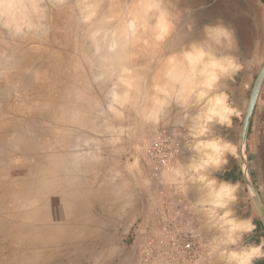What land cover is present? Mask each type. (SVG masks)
I'll return each mask as SVG.
<instances>
[{"label": "crops", "instance_id": "1", "mask_svg": "<svg viewBox=\"0 0 264 264\" xmlns=\"http://www.w3.org/2000/svg\"><path fill=\"white\" fill-rule=\"evenodd\" d=\"M154 2L157 0H69L66 10L69 17L74 13L77 15V30L67 40L63 39V36L60 37L62 33H49L43 37L30 33L17 41L12 40L13 45L10 41L1 39L5 44L1 47L0 54V185L7 177L12 185L19 188L25 182L28 185L31 183L40 186L49 176L56 177L55 174L60 177L78 176L80 186L92 187V194L81 196V200L90 201L93 209L97 211L93 227L96 229L94 233L99 235L103 233L100 230V219L103 218L99 215L101 203L108 204V209L111 208L112 211L108 213L109 232L114 229H117L118 233L119 230L126 232L131 229L133 220L139 217L141 221L135 228L138 237L149 235L148 226L159 217H164L167 212L165 208L168 206V213L176 217L180 215L182 219L187 218L202 231L200 221H207L208 225L211 223L198 204L201 198L199 187L194 192V206L188 205V211L182 208L185 204L182 194L164 187L160 192L161 202H156L155 205H151L146 196L132 202L126 191H120L123 187L125 189L122 180L112 178L111 171L117 165L116 160L100 156L129 152L125 145H110V129L121 132L131 128L129 114L119 117L111 113L110 108L121 105V100L110 98V93L120 90L118 95L128 98L126 96L132 89V82L136 83L142 79L141 76L148 69L146 64L153 60L155 67L152 74L156 76L159 86L157 76L161 78L164 74V59L168 55L171 58L177 57L174 55V49L170 50L171 44L183 43L180 49L185 48V44L188 48L193 42L203 39L205 25L223 22L235 31L238 44L233 47L231 54L237 58L240 69L222 78L217 86L218 91L228 94L234 112L230 127L218 125L219 131H213V135L228 141L230 147L222 157L225 161L223 166L219 170L213 167L215 172L210 176L231 183L236 188L237 203H250L248 209H251V213L240 215L239 218L255 227L254 231L244 236L242 246L259 244L264 241V225L259 217L263 208L259 198L252 194L249 186L243 182V162L237 157L241 123L255 80L264 64V1L159 0L171 14L173 31L164 41L143 33L139 43L155 41L161 45L163 51L154 57L149 51L147 56L145 53L137 54L139 64L143 65L132 67L130 56L110 65L105 61L102 52L100 53V48H96V41L89 37L91 29L98 26H128L132 20L141 30L151 27L155 23V13H149L147 5ZM84 9L86 13L92 12L88 21H85ZM179 33L182 34L181 39ZM67 43H70V46H66ZM165 49L169 53L165 52ZM133 75L136 77L133 78ZM123 105L126 113L125 109L129 106L126 103ZM254 123L257 138L264 136V82L252 117V129ZM75 154L94 156L91 159V178L80 177L79 161L76 158L73 161L71 157ZM229 155L234 157L231 162ZM74 166L78 167L76 171ZM38 199L35 194L20 196L12 193L10 198H4L3 194H0V251L6 248L11 251L15 247L20 250L18 244L21 235H29L28 230L34 229L30 231L33 236L31 240L29 237L27 242L22 239V251L25 252L23 259L3 264H51V254L48 251L50 221L47 225L42 224L41 219L40 223L36 221L37 216L41 214L40 210L43 209L42 205L38 204ZM164 199L169 201L168 206H164ZM22 201L24 204L29 203L30 207L24 209L19 206ZM9 202L10 207L7 205ZM110 204L113 207H110ZM4 205H7L6 209ZM4 218L8 219L7 223ZM60 218V221H64L63 226H60L63 228L67 217L61 215ZM27 219L31 221L26 222ZM201 233L207 243L204 232ZM215 234L210 236L214 237ZM10 235H16L18 243L7 245L6 241ZM18 254L20 256V253ZM255 264H264V258L256 260Z\"/></svg>", "mask_w": 264, "mask_h": 264}, {"label": "rangeland", "instance_id": "2", "mask_svg": "<svg viewBox=\"0 0 264 264\" xmlns=\"http://www.w3.org/2000/svg\"><path fill=\"white\" fill-rule=\"evenodd\" d=\"M5 1V3H3L4 0H1L2 3L0 2L2 4L0 7H3L2 9L6 8L7 3L10 2L26 6L27 8H24L26 19L19 31H17L14 27H6V18L3 15L6 10L3 12L0 8L3 13L1 14L0 11V54L1 47L5 44L1 39L7 40L8 42L10 41L11 43L12 40L17 41L19 38L26 37L30 33L33 35L36 34L38 37L46 36L49 33L52 35H59V33H62L60 37L63 36V39L67 40L77 30V15L74 13L69 17L66 10V4L69 0ZM83 14L85 21L90 20L92 17V12L89 11L86 13L85 9ZM133 14L137 13L133 12ZM121 26H117L114 29L107 28L106 26H98L92 28L89 34L91 40L96 41V48H100V53L103 52L102 55L104 56L105 61H108L110 65H115L120 58L115 59L112 58L110 54H107L108 50H111L107 43L112 38L111 36L113 35V32L118 28L120 29ZM132 27L131 32L133 29L134 32L131 34L134 36V39L127 42L128 46L126 45L125 47V53L128 57H132L133 63L131 65L134 67L136 65H143L139 64L137 54L139 55L140 53H145L147 56V51H149L151 52L149 54L154 57L160 51L162 52L163 49L161 50V45L155 41L153 43L147 42V44L139 43L140 35L143 33L149 37L155 36L153 25L151 27H144L142 28L143 30H141L138 25H134ZM181 35L182 34L179 33L180 39L182 38ZM66 46H70V43H67ZM182 46L183 43L179 44L174 42L171 44L170 50L172 51V49H174L176 53L174 55L178 57H173V60V58L168 55L164 59L162 67L164 74L161 78L157 76L159 86H157L156 76L152 74L155 67L153 60L152 62L149 61L148 64H146L148 69L147 72L141 76L142 79L138 78L140 77L138 76L137 78L140 80L136 83H134L135 81L132 82V89L129 91L130 93L127 96L128 98H125L124 95L119 96L118 94L120 93V90H115L110 93V98L117 99L119 96L118 99L121 100V102H119L121 105H116L115 107L112 106L110 108L111 113L119 115V117H124L128 114L131 116V128L129 131L126 130L118 132L117 130L115 132L114 129H110V145H125L129 148V152L115 156L101 155L100 158H114L116 160L115 162L117 165L112 168L111 171L112 178L122 180L121 183L125 184V189L123 187L120 191H126L127 197L131 199L132 202L139 197L144 198L146 196L148 197L150 204L155 205L156 202H161L162 196L160 192L164 187V189L168 190L174 189L176 193L180 192L185 198V204L182 205V208L188 211V205H191L192 207L194 206L192 200L194 199L193 196L195 189L199 186L193 182L181 186L168 182L164 178L166 170L176 168L181 164L187 163L192 155V153L187 149V122L184 120L185 110L172 100L165 107L166 109L164 108V110L159 114L158 119L154 121L145 119L149 112L156 110V101L158 99H165L158 89H167L168 91L171 90L170 92L173 96L179 90V85L174 81H171L168 77V72L177 65L182 66L184 60L181 53L187 48V44H185V48L180 49ZM113 47L117 48L118 44H115ZM177 50H179L180 53L176 52ZM166 51L167 49H165V52ZM167 53L169 52L167 51ZM120 65H122V63H120ZM132 77L134 78L136 76L133 75ZM115 87L117 88V86ZM122 99L126 100L124 101ZM124 103L129 106L125 109L126 113L124 112ZM191 111L194 113L196 109L193 108ZM242 124L243 123H241V127ZM217 127L218 125H213L214 132L219 131ZM240 142L241 137L239 138V157L237 158H240L241 162H243V158L246 160L245 170L243 169L242 172L243 182L249 186L252 194H254V192L250 184H253L259 193L257 197L259 198L261 208H263V211L261 209L259 212V217L264 225V169L260 164L261 152L264 149V136H259V138H257L254 123L253 129L250 125L246 146L242 148ZM158 150H160L163 154H167L166 162L164 164L160 161V157L157 154ZM251 151H253V153H250ZM250 154L252 156H250ZM71 157H73V161L75 158L78 159L77 161H79L78 163L80 164V167L84 168V170H81V168L78 169L80 177L85 176V178H91V159L94 156L87 154L77 156L75 154ZM237 158H235V160ZM233 159L234 157L229 155V162ZM77 168L78 167L74 166L75 171ZM214 172L213 168L208 169L209 176ZM105 173L107 174V171ZM55 176L56 177L49 176L48 180L44 181L45 183L42 182L40 186H34L31 185V183L28 185V183L25 182V184L23 183V185L18 188L17 186L12 185L9 177H7V179H5L0 185V194L2 193L4 198H10L12 193H17L20 196H28L31 194L38 196L39 199L37 202L42 205L41 207H43V209L40 210L41 214L40 216H37L36 221H39L40 223L41 219V223H45V225H47L50 221L51 235L48 242L50 244L48 251H50L51 254V264L156 263L155 255L143 249V242L148 241L151 234H153L152 231H154L157 224L156 220L148 226L147 229H149L150 233L146 236L138 237L139 234L135 230V228L138 227V223L141 221L139 217L133 220L131 229L128 231L122 232L119 230L118 233L117 229H114L109 232L107 227L109 222L108 213H112V211L111 208L108 209V204L101 203V211L99 215L101 217L103 216V218L100 219V230L103 233L100 235L95 234L94 231L96 229L93 227V224L96 223L95 216L97 211L93 209L90 201L83 202L81 200V196H90L92 194V187H90V185L80 186L78 176L74 177L68 175L67 177H60L57 174H55ZM88 182H90V180ZM164 201V206H168L169 201L167 199H164ZM187 201H190L189 204ZM10 204V202L7 204L8 207H10ZM7 205H4L5 209ZM19 206L26 209L27 207H30V204H24L22 201ZM250 206L251 205L248 201H241V203L235 202L232 205L234 215L239 218L240 215H245L246 213L250 214L251 209H248ZM110 207H113L112 204H110ZM168 211H170L169 208ZM61 215H65V217H67V221L65 222V226L63 228L60 227L63 226L64 223V221H60ZM7 220V218H4L5 223H7ZM28 220L31 221L30 219H27L26 222H28ZM200 224L201 230L204 232V236L207 238V243L209 245L210 241L213 239L210 234L213 235L216 233V230L211 224L208 225L207 221H200ZM31 230L34 229L28 230L29 232L25 230L26 233H29V235H21V239H19L18 244L20 250H17V247H15L11 249V251L7 250V248L0 251V264L10 261L15 262L18 261L19 258L20 260L23 259L22 255L25 252L22 251V239L27 242L29 237L31 240L33 237L30 235ZM242 241L240 246H242ZM6 242L7 245L10 246L11 244H15V242L18 243L16 235H10ZM18 253H20V256ZM201 264H220V261L217 257L210 256L207 249L202 258Z\"/></svg>", "mask_w": 264, "mask_h": 264}, {"label": "clouds", "instance_id": "3", "mask_svg": "<svg viewBox=\"0 0 264 264\" xmlns=\"http://www.w3.org/2000/svg\"><path fill=\"white\" fill-rule=\"evenodd\" d=\"M24 8L22 4L7 5L5 26L19 31L26 19ZM147 9L155 13V38L166 40L174 28L169 10L159 0L148 4ZM203 32L202 40L193 42L181 53L188 71L172 69L168 72L179 90L173 96L167 89H158L165 99H158L156 110L149 112L145 119H158L172 100L185 110L187 149L192 155L187 163L166 170L164 178L181 186L190 182L199 186L198 204L216 230L208 245L210 256L217 257L220 264H255L256 260L264 258V241L240 246L244 235L254 231L255 226L234 215L232 205L237 201L236 188L208 174L209 168L219 170L223 166L222 157L230 147L223 137L213 135V125L230 127L232 123L234 109L228 94L218 91L217 86L222 78L240 69L237 58L231 54L238 42L234 29L223 22L205 25ZM193 108L196 109L194 113Z\"/></svg>", "mask_w": 264, "mask_h": 264}, {"label": "built area", "instance_id": "4", "mask_svg": "<svg viewBox=\"0 0 264 264\" xmlns=\"http://www.w3.org/2000/svg\"><path fill=\"white\" fill-rule=\"evenodd\" d=\"M162 164L167 154L157 151ZM159 217L143 249L155 255V264H201L208 244L201 231L187 218L168 213Z\"/></svg>", "mask_w": 264, "mask_h": 264}, {"label": "bare ground", "instance_id": "5", "mask_svg": "<svg viewBox=\"0 0 264 264\" xmlns=\"http://www.w3.org/2000/svg\"><path fill=\"white\" fill-rule=\"evenodd\" d=\"M3 1V0H2ZM8 1H11V0H8ZM140 1V0H139ZM0 2H1V0H0ZM6 1L4 0V2L3 3H5ZM53 2V1H52ZM2 3V2H1ZM0 3V5H2ZM12 2H10V3H7V5L9 4H11ZM14 3V2H13ZM12 3V4H13ZM11 4V5H12ZM4 5V4H3ZM33 5V4H32ZM1 9L3 8V7H0ZM25 8H27L26 6H25ZM6 10V8H4V9H2V11L4 12ZM1 11V10H0ZM2 11H1V14H3L2 13ZM135 13V12H134ZM4 15V14H3ZM6 18V17H5ZM32 21V20H31ZM128 21H129V19H128ZM128 23V22H127ZM131 24L130 25H132V26H134V25H137L135 22H134V20H132L131 22H130ZM34 24V23H33ZM125 24V23H124ZM129 24V23H128ZM143 24V23H142ZM119 25V24H118ZM121 25V24H120ZM130 25H122L121 26V28L119 29H117V30H115L114 32H113V35L111 36L112 38L108 41V45H109V48H111V50H108V52H107V54H110L111 55V57L112 58H115V59H121V58H124L125 56L126 57H128V55H126V53H125V47H126V45L128 46V44H127V42H130L131 40H133L134 39V36L131 34L132 32H134L133 30H132V32H131V28H133V27H130ZM117 26V25H116ZM114 29V28H113ZM134 34V33H133ZM104 40V39H103ZM100 41H101V39H100ZM111 44V45H110ZM115 44H118V47L117 48H114L113 46H115ZM128 48V47H127ZM86 52V51H85ZM103 53V52H102ZM101 53V54H102ZM157 53V52H156ZM106 57V56H105ZM178 57V56H177ZM101 58V57H100ZM119 61V60H118ZM113 62V61H112ZM116 62V61H115ZM116 64V63H115ZM123 67V66H122ZM124 68V67H123ZM172 69H175L177 72H179V71H184V72H187L188 71V69H187V65L183 62V64H182V66H176V67H173ZM171 69V70H172ZM169 77V76H168ZM171 81H173L172 79H171ZM172 83V82H171ZM164 85V84H163ZM113 88V87H112ZM178 89V88H177ZM171 91V90H170ZM177 91V90H176ZM119 97V96H118ZM117 97V98H118ZM127 97V96H126ZM156 98V97H155ZM157 99V98H156ZM166 109V108H165ZM155 127V126H154ZM175 163V162H174ZM171 164H172V162H171ZM137 165V164H136Z\"/></svg>", "mask_w": 264, "mask_h": 264}, {"label": "water", "instance_id": "6", "mask_svg": "<svg viewBox=\"0 0 264 264\" xmlns=\"http://www.w3.org/2000/svg\"><path fill=\"white\" fill-rule=\"evenodd\" d=\"M264 82V64L260 70V72L258 73V76L255 80L252 92H251V96H250V100H249V104L247 107V111L246 114L244 116V120H243V124H242V131H241V147H245L246 143H247V137H248V133H249V129H250V125H251V121H252V117L254 114V110L257 104V100H258V96L261 90V87L263 85ZM260 164L261 167L264 169V149L261 152V157H260ZM245 165H246V160L245 158H243V169L245 170ZM254 194L256 196H258V191L256 189V187L253 184H250Z\"/></svg>", "mask_w": 264, "mask_h": 264}]
</instances>
